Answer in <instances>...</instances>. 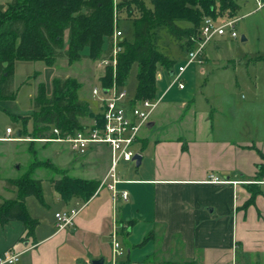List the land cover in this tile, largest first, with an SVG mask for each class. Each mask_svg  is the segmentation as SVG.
Instances as JSON below:
<instances>
[{"label": "crops", "instance_id": "1", "mask_svg": "<svg viewBox=\"0 0 264 264\" xmlns=\"http://www.w3.org/2000/svg\"><path fill=\"white\" fill-rule=\"evenodd\" d=\"M160 73L162 78L158 81V97L163 99L145 129H151L157 122H165L172 117L180 128L179 133L174 137L167 135V138L152 140L143 139L140 134L135 146L140 145V168L145 167V171L143 175L137 172L134 178L125 177L122 171L119 172L124 183L118 185V189L129 193L127 202L120 200L117 204L121 205L120 213L107 188L98 189L89 201L73 198L66 202L51 184L56 204L81 210L74 226L59 230L55 218L59 211L54 218L51 216L48 219L30 214L38 222L32 238L26 237V228L21 221L0 225V258L6 254L20 255L16 264H80L82 260L92 264L100 259H104L106 264L112 258L111 233L114 225L117 224L119 233L128 239L136 226L134 215L137 214L152 222L151 236H146L150 239H144L147 244L154 243L156 246L146 252L150 264L264 262V184L259 183L264 179H257L264 164L261 156L264 155V119L260 113L257 118L250 116L251 108H256L255 103L246 105L245 110L244 106L237 107L229 95L221 98L228 101L226 106L221 102L211 111H192L193 101L182 100L188 83L185 90L177 87L169 89L172 72L168 74L163 70ZM166 77L169 78V86H164L161 93L159 84ZM173 89L177 92L166 101ZM9 103L1 104L8 107ZM164 104H167L166 108L159 112ZM178 109H184V112L176 116ZM244 111L246 119H239V114H244ZM15 136L18 140L8 141L6 133L0 136V142H32L20 138L19 132ZM63 145L72 153L69 145ZM98 146H93L86 157L100 153L102 159L97 163L101 167L106 162L107 165L103 166L101 174L85 179L98 178L102 181L109 171L110 150L107 146ZM106 155L107 161L103 160ZM212 175L222 180L246 181L248 184H211L207 180ZM15 179L6 178L5 188L7 180ZM59 179L60 176L56 178ZM252 186L256 193L250 204ZM7 192L10 195L16 193ZM2 198L0 203L15 200L8 196ZM47 204L45 202L43 206L49 208ZM122 205L123 208L126 206L127 220L122 215ZM128 206L130 212L127 211ZM133 208H137V213L133 212ZM151 258L158 260V263H153Z\"/></svg>", "mask_w": 264, "mask_h": 264}, {"label": "trees", "instance_id": "2", "mask_svg": "<svg viewBox=\"0 0 264 264\" xmlns=\"http://www.w3.org/2000/svg\"><path fill=\"white\" fill-rule=\"evenodd\" d=\"M152 4L153 9L140 0H124L117 7L114 0H11L6 5L0 4V104L15 100L13 79L18 61L44 62L49 67L64 57L70 62L81 59L113 61L114 35L117 29H121V20H132L133 40L124 37L119 40L121 51L116 59V76L114 68L107 69L100 82L104 88L110 87L114 80L119 86L126 87L132 67L137 64L134 99L153 100L158 97L159 72L165 70L170 74L178 67V62L166 55L160 46L163 34L166 32L184 48L183 42L197 34L204 18L232 20L238 18L240 11L236 0H152ZM123 13L127 17L119 19ZM181 22L188 23L190 27L179 26ZM81 87L74 78L55 77L52 94L48 96L46 85L40 83L32 115L26 116L27 119L13 116L22 126L29 119L33 121V133L25 138L21 130L20 138L31 139V143L53 139L54 129L63 135L73 134L86 128L82 125L83 120H100V116L81 101L78 92ZM33 154L35 162L30 170L16 180L6 181V190L17 191L18 198L0 203V225L21 221L27 238L34 236L38 226L37 220L28 212L27 199L34 197L45 205L42 181L33 177V171L46 162H40L35 151ZM261 156L264 159V155ZM53 171L62 176L59 180L52 179L51 184L66 202L73 198L89 201L100 187L99 180L70 177L66 171L57 168ZM257 179H264V164ZM254 189L252 186L250 204L256 193Z\"/></svg>", "mask_w": 264, "mask_h": 264}, {"label": "rangeland", "instance_id": "3", "mask_svg": "<svg viewBox=\"0 0 264 264\" xmlns=\"http://www.w3.org/2000/svg\"><path fill=\"white\" fill-rule=\"evenodd\" d=\"M122 1L124 0H118L117 4ZM140 1L149 9H153L152 0ZM236 1L240 5L238 20L235 24V31L238 37L233 39L228 32L227 35L217 37L215 41L209 44L205 52V65L202 67L195 66L185 75L188 88L185 93L182 94L185 97L182 98V100L187 102L193 101L194 105L192 111L202 112L203 110L211 111L213 107H218L217 105L221 102L226 106L228 101L222 100L221 98H225L226 96L224 95H229L237 107L242 108L244 106L245 110L246 105L255 103L256 108H251L249 112L250 116L257 118L258 113H260L261 118L264 119V8L257 10L254 0ZM10 2L11 0H0V4L3 5ZM125 17H127L126 13L119 15V19H125ZM179 26L183 28L190 27L186 22L179 23ZM120 27L121 29L119 28V30L123 32V37L132 41L134 35L132 20H121ZM163 36V41L160 45L161 48L177 61V66H179L181 64L180 62H184L186 59V53H183V47L175 43L172 37L166 32ZM243 38L246 40L243 41ZM184 42L187 44L189 43L187 39H185ZM54 64L53 67H49L44 62H16L13 79L16 97L15 100L5 101L11 102L8 107L7 105L2 106L1 104V108L5 110L0 109V136L6 134V129H8V127L13 131L10 137L12 139H14L16 137L15 134L17 135L21 130L24 137L33 133V121L31 119L27 121L25 126H22L21 122L18 123L15 121L12 115L21 114L22 116L19 117L26 119V116H31L35 111L34 100L37 96L39 84H45L47 94L51 96L52 82L55 77L60 79H76L82 85L78 91L81 101L87 103L91 111L96 114L99 113V102L94 97L93 90L103 86L100 82V78L107 69L112 68L113 64L108 62L107 65H104L100 61H90L88 59L70 62L65 57L59 58ZM138 70V65H133L128 78V85L121 88L129 97L134 98L136 96ZM165 76H168V74L165 73ZM168 79L169 78L166 77L165 81L159 84V92L163 93V87L169 86ZM176 92L177 90L173 89L166 101ZM164 105L160 107L159 112L166 108L167 104ZM227 108L229 109V107ZM186 111L188 113L187 109ZM179 112H184V109H180V111L178 109L176 111V116H179ZM238 117L239 119H246V111H244V114H239ZM92 123L93 119L82 121V125L84 126H89ZM177 126L176 120L171 117L165 122H157L156 126L151 129L143 130L141 138L152 140V138L158 137L161 139L163 137L167 138V135L168 137H174L179 133L180 128ZM25 133H27V135H25ZM10 138L7 137V139ZM102 146L104 145H99L98 147ZM67 150V147L63 144L48 141L40 142L36 140L34 143L0 142V199L1 197L5 198L7 196L12 199L18 198L19 194L17 191L11 195L6 194L8 192L5 188L4 180L6 178L18 179L26 174L35 162L33 154V151H35L38 160L46 163H41L36 167L33 171V177L42 181L44 201L46 200L45 202L46 204L48 203L47 205H49V208L43 206L36 198L32 197L26 202L28 212L33 217L48 219L51 216L54 218L57 211L63 212L69 210L70 208L67 206L63 207L56 204L57 202L54 200L53 187L50 181L58 178V176L61 178L62 175L56 174L53 168L66 171L70 177L85 179L101 174L103 172V166L105 167L107 162L104 163L102 167L97 163L99 159H102L100 158V153L89 157H86L87 155L81 157ZM134 151L140 154V145L135 146ZM103 160L107 161L108 156L106 155ZM120 171H122L125 177L134 178L137 172L143 175L145 167H138L136 162H122L118 169V172ZM120 206L121 205L118 206L119 213L121 211ZM125 208L126 206L123 208L122 205V215L124 219L127 220L129 218L125 213ZM127 211L130 212L129 206L127 207ZM133 212L137 213V208H133ZM134 217L137 223L132 229V236L127 239L126 235L119 234V242L125 251V256L123 259L119 260V263L150 264V259L148 260L146 257V252H149L156 246L154 243L147 244L144 239L146 236H149L152 231V222L148 218L146 220L137 214L136 216L134 215ZM129 250H131L130 255H128ZM110 260L111 259H108L106 264H111ZM129 261L130 263H126ZM156 262L158 263V260L153 261V263ZM87 263L88 262L84 260L80 261V264ZM248 264H257V262L253 261ZM258 264H264V262L259 261Z\"/></svg>", "mask_w": 264, "mask_h": 264}, {"label": "built area", "instance_id": "4", "mask_svg": "<svg viewBox=\"0 0 264 264\" xmlns=\"http://www.w3.org/2000/svg\"><path fill=\"white\" fill-rule=\"evenodd\" d=\"M117 1L114 0L117 7ZM257 10L264 8V0H254ZM236 19L218 18L213 19L210 17L204 18L197 34L190 39H187L189 43L183 42V51L186 53V59L182 62L173 72L171 76V83L169 89L177 87L179 90L186 89V77L187 72L197 67H202L206 63L205 52L209 44H211L217 37H223L229 32L231 38L236 39L238 37L235 31ZM123 37L121 30H116L114 39V52L113 61H100L102 64L107 65L108 62L113 64L114 76H116V59L121 49L118 46L119 40ZM162 76L159 72L158 81ZM114 80L113 84L104 88L101 86L99 89L93 90L94 97L99 102L100 120H94L91 125H87L83 130H77L73 134L63 135L58 129H54L53 139L39 140L55 142L59 144L69 145L71 151L75 154L84 157L88 155L93 146L104 145L107 146L111 154V165L106 177L101 181L99 190L107 188L112 193V200L115 205L120 200L127 202L129 199V193L127 191H121L118 189V185L124 183L119 176V165L124 163L135 162L134 158L137 152L134 151L135 145L140 139L141 132L150 123L151 117L155 109L159 106L163 97H157L155 99L135 100L133 97H129L127 93L121 90ZM8 137L12 135V129L6 130ZM8 141L18 140L6 139ZM28 141H32L28 139ZM208 183L219 185H246L248 182H231L228 180H222L216 176H209ZM264 184V181L259 182ZM80 209L71 208L69 210L59 212L55 215L57 221V227L59 230H65L71 228L75 224V220L80 214ZM119 227L114 225L111 240H112V258L111 264H120L119 260L125 256V251L119 242ZM20 255L6 254L0 258V264H16L19 261Z\"/></svg>", "mask_w": 264, "mask_h": 264}, {"label": "water", "instance_id": "5", "mask_svg": "<svg viewBox=\"0 0 264 264\" xmlns=\"http://www.w3.org/2000/svg\"><path fill=\"white\" fill-rule=\"evenodd\" d=\"M242 40L245 41L246 39L243 38ZM150 127H152V124H150ZM134 161L136 162V165L139 167L141 165V162H142V156L140 154H137L134 158ZM92 264H104V259L93 261Z\"/></svg>", "mask_w": 264, "mask_h": 264}]
</instances>
